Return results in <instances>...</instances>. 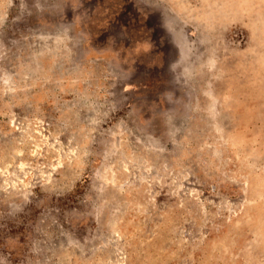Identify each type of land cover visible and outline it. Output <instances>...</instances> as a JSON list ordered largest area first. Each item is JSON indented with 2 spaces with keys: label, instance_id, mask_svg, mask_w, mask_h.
Returning <instances> with one entry per match:
<instances>
[{
  "label": "rangeland",
  "instance_id": "rangeland-1",
  "mask_svg": "<svg viewBox=\"0 0 264 264\" xmlns=\"http://www.w3.org/2000/svg\"><path fill=\"white\" fill-rule=\"evenodd\" d=\"M0 264H264V0H0Z\"/></svg>",
  "mask_w": 264,
  "mask_h": 264
},
{
  "label": "crops",
  "instance_id": "crops-1",
  "mask_svg": "<svg viewBox=\"0 0 264 264\" xmlns=\"http://www.w3.org/2000/svg\"><path fill=\"white\" fill-rule=\"evenodd\" d=\"M100 50L103 51V50H105V48H102V49H100ZM89 57H90V56H89ZM93 57H94V56H93ZM96 59H103V58H98V57H96V58H94V59H93V58L90 59V58L87 57V58H85V61H86V62H89V63H90V62H93V61L96 62Z\"/></svg>",
  "mask_w": 264,
  "mask_h": 264
}]
</instances>
